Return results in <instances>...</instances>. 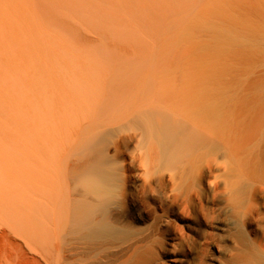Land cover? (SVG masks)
<instances>
[{
  "label": "bare ground",
  "instance_id": "bare-ground-1",
  "mask_svg": "<svg viewBox=\"0 0 264 264\" xmlns=\"http://www.w3.org/2000/svg\"><path fill=\"white\" fill-rule=\"evenodd\" d=\"M33 1L0 5L4 222L31 229L41 208L54 220L66 216L65 229L31 238L49 264H209L208 239L197 229L188 233L173 215L182 222L190 217L205 179L215 194L221 191L214 172L221 162L235 216L253 215L255 180L264 174V0H224L234 29L225 38L208 28L179 44L175 51L189 55L190 67L177 83L156 67L167 57L156 52L157 35L141 28L115 37L131 42L137 56L107 45L101 33L79 42L53 20L33 30ZM188 4L160 6L176 24L187 17ZM220 40L231 66L214 52ZM33 156L42 159L36 166ZM141 197L154 208L143 227L135 224L142 212L130 210ZM22 231L15 232L26 237ZM241 236L226 264H264V229Z\"/></svg>",
  "mask_w": 264,
  "mask_h": 264
},
{
  "label": "rangeland",
  "instance_id": "rangeland-1",
  "mask_svg": "<svg viewBox=\"0 0 264 264\" xmlns=\"http://www.w3.org/2000/svg\"><path fill=\"white\" fill-rule=\"evenodd\" d=\"M166 1L168 0H135L134 2L125 0L116 3L114 0H34L33 7L30 9L28 24L33 30H37L38 25L42 27L44 26L43 22L46 24L48 20H53L57 23L58 30L67 31L66 36H74L79 42L82 40L88 42L86 37L101 33L107 45L111 44V47H115L119 51L129 48L130 53L137 56L141 53L138 52L139 49L132 47L131 42L124 40L119 42L115 40V37L125 34L129 38L134 31L143 28L152 36L157 35L156 52L160 55H167L163 66L156 65L159 67L158 71H161L170 83H177L188 72L190 65L188 63L189 55L184 53L185 51L179 52L180 49L175 51V48L179 47V44L187 43L190 39L196 38L199 32L208 28H212L215 34L223 35L226 38L228 31L234 29L235 22L228 19L227 16L231 7L224 0H202L197 6L192 5V0H188L187 17L182 18L179 23L173 24V19L168 16V13L164 14L161 11L160 4H164ZM5 2L12 4V0H0V5L5 4ZM144 2H146V7L142 6ZM65 6L70 7L68 10H73L69 16L65 13V11L68 12ZM131 6L137 8H131ZM147 6L154 9L155 12L151 13L152 9L147 8ZM142 7L148 10L144 12ZM55 8L57 11L54 10ZM89 8H98L103 13L101 16H95L92 12L88 13ZM129 8L131 9L127 11ZM173 9L176 12L179 11L175 7ZM39 15L42 17V22L39 20ZM11 23L16 26L17 21H11ZM131 29L134 31L129 32ZM96 43H98L96 44L98 49L103 47L101 42L96 41ZM221 43V40L218 41L214 45L215 51H212L221 56H217L218 58H228V64L231 66L230 54L228 51L225 53L222 50L223 45ZM169 46L171 48H168ZM215 46L217 47L215 48ZM226 55L229 57H224ZM224 60L221 59L220 61ZM2 73L5 72L2 71ZM219 159L223 160L222 153H220ZM41 160L40 157L33 156L30 163L36 166ZM161 167L168 173V166L162 165ZM214 172L221 191L215 194L213 186L205 179L203 181L205 188L202 190V194L199 195L194 192L190 217L183 223L177 219L178 215L175 214L173 220L183 224V229L188 233L194 234V229H197L205 235L209 241V247L206 250L209 264H226L230 253L240 246L241 235L244 234V231L250 230L253 233H259L264 229V174L259 173L258 180H255L259 189L256 193L253 215L244 219V216H235L234 208L227 200L228 194L223 190L226 173H228L225 164L223 162L216 164ZM141 182L142 179L138 181V183ZM0 209L9 210L1 206ZM130 210L132 215L137 216L138 211H140L144 216V219L135 217L137 226L143 227L152 223L154 208L147 204L144 198L141 197L138 205L132 206ZM49 215H51L49 211L44 214L41 208L31 218L34 219V222H29L31 229H24L21 223L18 224V230L27 231L25 237L20 232H15L18 231L17 229H10L8 224L4 222L5 215L0 212V264H49L41 254V249L34 245L37 242L31 239L33 236L37 237L39 233L54 232L56 229L66 228L64 222L66 216H62L61 213V216L54 220ZM47 219L49 222L46 223ZM58 222L60 226L57 224ZM48 225L50 229H45L48 228ZM170 242L171 240H169ZM168 247L171 246L168 245ZM166 257L168 261L170 257L172 258L170 254H167Z\"/></svg>",
  "mask_w": 264,
  "mask_h": 264
}]
</instances>
